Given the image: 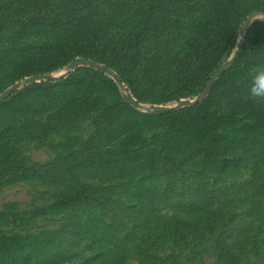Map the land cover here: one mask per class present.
I'll return each mask as SVG.
<instances>
[{"label": "rangeland", "instance_id": "1", "mask_svg": "<svg viewBox=\"0 0 264 264\" xmlns=\"http://www.w3.org/2000/svg\"><path fill=\"white\" fill-rule=\"evenodd\" d=\"M66 8L0 0V264H264V62L232 67L264 12L232 46L167 28L179 44L154 39L149 77L120 89L64 64Z\"/></svg>", "mask_w": 264, "mask_h": 264}, {"label": "trees", "instance_id": "2", "mask_svg": "<svg viewBox=\"0 0 264 264\" xmlns=\"http://www.w3.org/2000/svg\"><path fill=\"white\" fill-rule=\"evenodd\" d=\"M66 6V20L60 24L67 30L63 49H60L64 64L74 57L90 59L113 71L126 86L141 84L149 77L146 56L151 54L154 39L162 36L174 42L173 45L179 44L176 41L181 37H175L176 33L168 32L167 28L193 29L187 46L197 51L207 45L199 42L197 36L217 29L223 44L232 46L231 40L248 17L264 12V0H66ZM176 12L175 17H170V13ZM56 18L52 17L46 23L57 26ZM159 26H165L166 33L157 32ZM219 48L212 49L202 66L207 65ZM257 60L264 62V24L261 22L254 23L247 30L232 67L237 63H247L246 67H249ZM170 113L167 111L162 115Z\"/></svg>", "mask_w": 264, "mask_h": 264}, {"label": "water", "instance_id": "3", "mask_svg": "<svg viewBox=\"0 0 264 264\" xmlns=\"http://www.w3.org/2000/svg\"><path fill=\"white\" fill-rule=\"evenodd\" d=\"M254 16H255V14H253L252 16H250V17L248 18V20H247V22L245 23L244 26H246V25L252 20V18H253ZM77 62H81V63L85 64L86 66H88V67H90V68H93V69H96V70H103V71H106L107 74H108L112 79H114V81L117 83V85L119 86V88H120V89H124V85H123V83L121 82V80L117 77V75H116L113 71L107 69L105 66H102V65H99V64H95V63H93L92 61H89V60L78 59V60H76L75 62H72V63L70 64V68H74ZM231 62H232V60H231V61H228L225 65H223V67H222L221 69H224L225 67H227L228 65H230ZM216 77H217V75H215V76L213 77V80L216 79ZM35 79L44 80V79H47V78L44 77V76H39V77H36V78H31V79H29L26 83H30V82L34 81ZM16 88H17V86H14V87L9 91V93H8L5 97H8L13 91L16 90ZM126 101H127L130 105H132L133 107H135V108H137V109H143V107H142L140 104H138L135 100H133L132 98L127 97V98H126ZM186 105H188L186 102H182V103H180V106H186ZM170 110H171V109H169V108H157V109H156V112H167V111H170Z\"/></svg>", "mask_w": 264, "mask_h": 264}, {"label": "clouds", "instance_id": "4", "mask_svg": "<svg viewBox=\"0 0 264 264\" xmlns=\"http://www.w3.org/2000/svg\"><path fill=\"white\" fill-rule=\"evenodd\" d=\"M254 82H264V69H257L252 77ZM248 96L254 100H264V87H252L248 91Z\"/></svg>", "mask_w": 264, "mask_h": 264}]
</instances>
